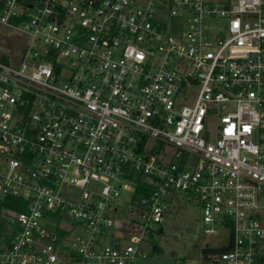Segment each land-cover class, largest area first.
Here are the masks:
<instances>
[{"label":"built area","instance_id":"2783aa9c","mask_svg":"<svg viewBox=\"0 0 264 264\" xmlns=\"http://www.w3.org/2000/svg\"><path fill=\"white\" fill-rule=\"evenodd\" d=\"M0 25L27 38L0 56V264H131L177 191L214 243L175 264H264V0H0Z\"/></svg>","mask_w":264,"mask_h":264},{"label":"rangeland","instance_id":"374dc122","mask_svg":"<svg viewBox=\"0 0 264 264\" xmlns=\"http://www.w3.org/2000/svg\"><path fill=\"white\" fill-rule=\"evenodd\" d=\"M26 40L20 31L0 25V56H18ZM209 124L213 126L215 122ZM146 242L145 253L136 256L131 264H175L179 259L195 260L200 247L212 245L214 238L203 232L200 205L186 198L185 192L177 191L167 202L161 229L147 235Z\"/></svg>","mask_w":264,"mask_h":264},{"label":"trees","instance_id":"16d2710c","mask_svg":"<svg viewBox=\"0 0 264 264\" xmlns=\"http://www.w3.org/2000/svg\"><path fill=\"white\" fill-rule=\"evenodd\" d=\"M3 59H6L5 57H3ZM141 192L140 191H136L135 195H139ZM156 248V247H155ZM226 248L224 246H220V247H215V248H211V247H204L202 249L203 253H207V252H220L225 250ZM73 256V255H72ZM74 258V256H73Z\"/></svg>","mask_w":264,"mask_h":264}]
</instances>
